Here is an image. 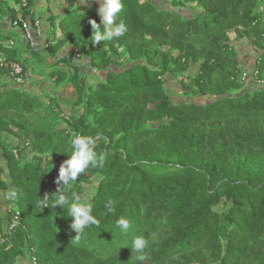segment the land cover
Here are the masks:
<instances>
[{
	"label": "trees",
	"instance_id": "trees-1",
	"mask_svg": "<svg viewBox=\"0 0 264 264\" xmlns=\"http://www.w3.org/2000/svg\"><path fill=\"white\" fill-rule=\"evenodd\" d=\"M173 1L202 11L183 18L148 0H122L117 23L123 20L127 30L119 38L93 43L90 21L100 17L85 8L72 25L60 24L61 41L42 50L26 45L58 57L72 42L92 59V70L108 73L95 84L78 65L72 73H49L57 85L77 89L67 117L59 104L43 112L35 97L0 93V143L25 225L4 244H11L10 260L31 249L38 264H264V0ZM17 3L0 0V77L11 76L4 58L29 69L19 59L20 45L7 46L15 32L6 22L15 21ZM243 40L260 54L254 81L245 76ZM192 64L199 65L195 75L188 74ZM167 75L184 96L206 101H175ZM53 113L63 114L65 124L49 119ZM3 132L29 143L33 156L9 149ZM74 133L92 136L94 150L106 155L103 168L85 170L65 193L84 199L93 186L84 200L100 223L79 239L67 207H35L43 195L55 197ZM120 217L130 222L127 233L117 227ZM141 234L149 240L143 262L130 247Z\"/></svg>",
	"mask_w": 264,
	"mask_h": 264
},
{
	"label": "crops",
	"instance_id": "crops-1",
	"mask_svg": "<svg viewBox=\"0 0 264 264\" xmlns=\"http://www.w3.org/2000/svg\"><path fill=\"white\" fill-rule=\"evenodd\" d=\"M157 5L158 7L178 13L183 18H190L195 14H198L202 11V8L198 6L196 3L189 2L185 5H178L173 0H148ZM13 2V1H11ZM72 4L70 0H33V4L29 9V14L27 17L33 21L41 20L44 29L43 38L40 39V44L44 42L50 43H57V41H61L64 39L63 32L60 28V24L67 19L69 15L68 11L71 9ZM78 7L80 10L83 11L85 8L90 11H96L98 13L99 2L98 0H82L78 2ZM9 32H15L13 39L16 41V46L20 45V55H25L26 47L25 40L22 37V34L19 30L13 29L10 27L11 24L6 22ZM247 40L240 41L246 42ZM249 42V41H248ZM251 43V42H249ZM252 44V43H251ZM253 45V44H252ZM254 46V45H253ZM38 50H42L39 48ZM242 53L243 51L240 50ZM45 57L47 63L53 66V69L50 71H46L45 74L37 73V77H35V84L29 90L21 91V93L28 95L32 94L35 96L39 93H49L54 98L60 100V103L63 105L64 101H69L73 105V103L78 98L77 89L74 85L70 82H64L60 85H57L54 81L55 78L49 76L54 70L64 69L67 72L70 70L71 73L74 70V65L80 66L81 74L86 73L88 83L95 84L100 82L101 80L107 77L108 71H99V70H92L91 62L92 59L89 58L88 55H80L78 54L76 47L72 42H69L62 47L61 50L58 52V57L62 58L67 56L66 60L60 61L58 57H52L46 51H40ZM19 55V56H20ZM25 58H29L25 55ZM246 59L244 58L245 65ZM247 65V64H246ZM245 65V66H246ZM256 66V65H255ZM56 68V69H55ZM244 68V72L246 74V69ZM199 69L198 64H192L190 66L188 74H192L195 72L197 73ZM11 75V74H10ZM28 75V76H27ZM27 82L28 79L31 80V75L28 71L26 72ZM177 80V79H176ZM27 84V83H26ZM25 84V85H26ZM24 85V86H25ZM21 86H18L15 81L13 80L12 76H1L0 77V93L4 92L6 89L13 90L18 89ZM27 91V92H26ZM26 92V93H25ZM52 100H47L46 104L50 105ZM64 107V109H63ZM62 109L65 110L64 113L67 116L70 115L71 109H68L67 106H63ZM62 125L61 127H64ZM11 129L13 132H16L18 129L16 126L11 125ZM3 139L2 141L4 144L9 145V149H13L14 152L18 153V151H23L26 156H33V149L31 148L30 144L20 140L19 137L15 135V133L3 132ZM8 194H14L9 196ZM19 192L10 171V167L8 165L7 159L4 155L3 144L0 143V222H1V232H0V264H32L34 255H32L31 251L28 250L25 254L19 255L16 260H10L11 257L7 253V251H11V244H6L5 242L10 241L12 231L9 229V223L14 215L16 210H19ZM2 250V251H1Z\"/></svg>",
	"mask_w": 264,
	"mask_h": 264
},
{
	"label": "clouds",
	"instance_id": "clouds-1",
	"mask_svg": "<svg viewBox=\"0 0 264 264\" xmlns=\"http://www.w3.org/2000/svg\"><path fill=\"white\" fill-rule=\"evenodd\" d=\"M98 16L100 22L97 23L95 19L90 23L93 29L92 42L99 44L101 41H110L114 38H119L126 32V25L123 20L117 23L118 14L121 12L123 3L122 0H98ZM103 26V31H101ZM95 140L92 136L73 134L70 140L71 154L60 165L58 176L56 177V184L58 188L54 194L55 197H50L48 194L43 195V199L35 202V207L38 206L42 210L46 207L61 208L67 207L70 217H72L71 229L77 234V239L85 231L86 228L99 225V220L93 215V204L82 199L76 193H71L66 196L65 193L75 183L78 177L91 168H103L106 162V155L104 153H97L95 150ZM9 196L14 194H8ZM54 203H51L53 201ZM110 212H115V208L106 205ZM19 226L25 228L22 224V214L19 210L14 212V215L9 223V229L13 232ZM130 222L125 217H120L117 220V227L121 232L127 233L130 228ZM149 245V240L143 234L134 236L131 241V250L135 254V260L143 262L145 260V249ZM32 252V250L30 249Z\"/></svg>",
	"mask_w": 264,
	"mask_h": 264
},
{
	"label": "rangeland",
	"instance_id": "rangeland-1",
	"mask_svg": "<svg viewBox=\"0 0 264 264\" xmlns=\"http://www.w3.org/2000/svg\"><path fill=\"white\" fill-rule=\"evenodd\" d=\"M80 1H82V0H70L72 7L68 11L70 16L66 20V22L69 25H72V22L74 20L75 21L77 20V18L74 16V14L81 11L80 7H78V2H80ZM72 16H74V17H72ZM71 17L73 18L72 20L70 19ZM238 46L240 47V50L243 51V58L246 59L245 65L246 64L247 65L246 66L244 65V67L246 69V74H245L246 79L247 80H251V79L253 80L254 74H255L256 61H257L258 57L260 56V54L258 53L257 49L248 41L242 42V44H241V42H239ZM25 55L28 56L29 58H25ZM25 55H20L19 59L21 61L26 62V64L29 66V72L31 75V77H30L31 80L28 79V82L25 86L23 85L17 89V92H19V93L21 91L31 89V87L36 82L35 77H37V73L45 74L46 71L48 72V71L53 69V66H51L47 63L45 57L43 56L42 53H40V51L39 52H37V51L33 52V51H30L28 49V50H26ZM96 65H98V64H96ZM192 74L195 75V72H193ZM165 85L167 87L168 92L172 95L173 99L177 102L181 103V102H189V101H194V102L206 101V99H204V98H197V97L192 98V97L184 96L182 93V89H181L179 82L176 80V78L172 77L171 75H167L165 77ZM29 96L35 97V100L37 102H42L43 106L39 109V111L43 110V112H44V111H51L52 110L51 106L46 104L47 100H50V101L52 100V103L59 104L61 107L67 106L68 109H71V107H73V105L71 103H69V101H64V103L62 105L60 103L59 99L54 98L49 93H39V94H36L35 96H33L32 94H29ZM63 109H64V107H63ZM63 111H65V110H63ZM70 112L72 113V111H70ZM71 113H70V115H71ZM42 115H44V114H42ZM57 115H58L57 113H53L52 115L49 114V119H53ZM56 120H57V122L62 121L65 124L66 118L63 116V114H59V116H57ZM51 157H52V155H51ZM92 192H93V186L88 187L86 193L84 194V199L88 198Z\"/></svg>",
	"mask_w": 264,
	"mask_h": 264
},
{
	"label": "built area",
	"instance_id": "built-area-1",
	"mask_svg": "<svg viewBox=\"0 0 264 264\" xmlns=\"http://www.w3.org/2000/svg\"><path fill=\"white\" fill-rule=\"evenodd\" d=\"M17 1V17L15 21L11 22L12 26L21 32L26 45H28L31 49L38 50L39 48H47L49 45L47 41L40 44V39L43 38L44 35L42 21L38 19L33 21L23 14V8H26L28 6L30 0ZM15 44L16 41L14 39H11L7 43V46L12 47ZM2 65L10 69L11 76L18 86H23L27 83V76L24 67L20 62L8 61L4 58L2 59ZM259 83L263 84L264 81H259ZM32 264H38L35 258L33 259Z\"/></svg>",
	"mask_w": 264,
	"mask_h": 264
}]
</instances>
